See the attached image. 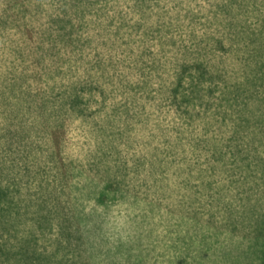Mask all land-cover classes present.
Wrapping results in <instances>:
<instances>
[{
	"label": "rangeland",
	"instance_id": "rangeland-1",
	"mask_svg": "<svg viewBox=\"0 0 264 264\" xmlns=\"http://www.w3.org/2000/svg\"><path fill=\"white\" fill-rule=\"evenodd\" d=\"M0 264H264V0H0Z\"/></svg>",
	"mask_w": 264,
	"mask_h": 264
}]
</instances>
